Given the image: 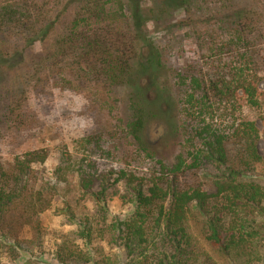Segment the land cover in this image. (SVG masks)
I'll use <instances>...</instances> for the list:
<instances>
[{
  "label": "trees",
  "instance_id": "obj_1",
  "mask_svg": "<svg viewBox=\"0 0 264 264\" xmlns=\"http://www.w3.org/2000/svg\"><path fill=\"white\" fill-rule=\"evenodd\" d=\"M68 1L77 7L74 18L54 41L51 54L42 64L33 61L31 69L70 65L104 88H130L126 133L140 155L154 161L143 133L158 105L138 78L144 71L152 74L160 64L154 56L142 60V44L150 42L147 22L153 24L143 14V0ZM62 3L0 0V67L8 58L1 52L5 38L30 45L27 52L33 49L50 35ZM154 3L161 14L167 11L164 0ZM20 57L16 52L15 58ZM180 83L191 90L186 106L188 148L170 164L154 161L144 174L105 170L89 156L78 161L65 156L54 171V181L37 185L36 173L46 175L47 152H29L9 166L0 161V252L14 264H46L40 260L41 215L51 207L47 194L56 188L52 186L69 173L76 177L83 198L92 201L95 213L81 214L71 206L56 210L66 226L74 227L55 242L57 264H264V181L257 175L264 164L260 131L254 123L238 119L228 130L219 129L205 117L212 100L233 106L238 93L255 104L256 82H236L232 74L221 73L205 81L182 77ZM87 144L92 153L109 155L101 139ZM117 196L130 208L122 217L107 208ZM97 240L117 252L107 254L96 246Z\"/></svg>",
  "mask_w": 264,
  "mask_h": 264
},
{
  "label": "rangeland",
  "instance_id": "obj_2",
  "mask_svg": "<svg viewBox=\"0 0 264 264\" xmlns=\"http://www.w3.org/2000/svg\"><path fill=\"white\" fill-rule=\"evenodd\" d=\"M68 2L63 0L58 5L50 35L33 49L27 52L30 45L18 39L7 37L2 42L1 52L8 55L0 67L2 164L9 166L16 157L29 152H47L46 175L36 173L37 185L54 181V171L65 156L73 161L89 156L105 170L144 174L154 161L170 164L186 153L190 131L186 106L191 90L181 85L180 78L199 76L205 81L221 73L232 74L236 82L255 80L258 96L252 104L238 93L239 100L233 106L212 100L211 109L205 111L206 119L224 130L236 119L254 123L261 134L259 151L264 157V0H188L187 5L182 0H164L167 11L163 14L154 0L142 1L143 14L153 22H147L146 38L150 42L141 45L142 60L154 56L160 64L152 74L144 71L138 78L148 97L158 105L156 116L143 133L154 161L140 155L126 133L130 88H104L70 65L46 64L39 72L31 69L33 61L42 64L51 54L54 41L63 36L74 18L77 7ZM16 52L20 58H15ZM97 138L109 155L90 151L87 143ZM257 175L264 181L263 163ZM64 178L47 194L51 207L41 215L44 255L40 260L46 264H57L55 242L74 229L65 225L64 217L56 210L71 206L81 214L95 213L92 201L80 194L76 177L66 173ZM107 208L121 217L130 209L118 196L109 200ZM195 236L200 239L197 229ZM96 246L107 254L117 252L100 240ZM0 264L14 263L6 252H0Z\"/></svg>",
  "mask_w": 264,
  "mask_h": 264
}]
</instances>
